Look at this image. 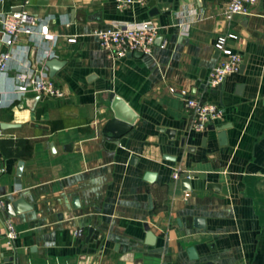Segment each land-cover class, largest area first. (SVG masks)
<instances>
[{
  "label": "crops",
  "instance_id": "obj_1",
  "mask_svg": "<svg viewBox=\"0 0 264 264\" xmlns=\"http://www.w3.org/2000/svg\"><path fill=\"white\" fill-rule=\"evenodd\" d=\"M229 1L145 0L120 9L116 0H0V18L25 4L49 34L22 36L1 82L16 101L0 108V195L29 209L0 212V264H264V0L227 25ZM146 20L161 27L152 55L113 60L93 35ZM227 31L239 36L229 47L242 69L209 89L222 59L215 45ZM50 60L62 64L54 77L44 72L63 99L14 90L16 74H40ZM170 88L219 105L222 119L194 132ZM111 93L138 116L124 147L108 132ZM7 219L18 232L11 249Z\"/></svg>",
  "mask_w": 264,
  "mask_h": 264
},
{
  "label": "built area",
  "instance_id": "obj_2",
  "mask_svg": "<svg viewBox=\"0 0 264 264\" xmlns=\"http://www.w3.org/2000/svg\"><path fill=\"white\" fill-rule=\"evenodd\" d=\"M256 2L257 0H230L223 13V21L227 25H231L237 17L250 15L251 8ZM116 3L120 9H124L136 3L145 4V0H116ZM38 26V18L25 9V4L20 8L3 13L0 18V41L6 47L5 51L0 52V108L12 105L16 101L7 99L3 94L1 82L4 77L9 75V62L20 38L22 36L31 38L35 35L49 36L47 28L39 31ZM160 29L161 27L153 20L118 22L109 29L95 31L93 35L99 40L100 47L107 51L113 60H121L133 53L152 55ZM238 39V34L233 31H227L219 36L215 48L222 59L208 75L206 85L209 89L221 87L229 76L241 71L243 58L229 47L230 41ZM69 42L74 43L76 39H71ZM41 67L40 74L35 76L28 73L16 74L14 90L23 94L32 92L50 98L63 99L65 92L45 74V64ZM170 92L184 100L191 118V128L196 133L205 132L210 125L220 121L223 117V110L217 104L196 99L186 90L170 88ZM4 172V169H0V173ZM172 177L174 181L180 180L181 171L175 170ZM189 196L190 194L187 193L186 197ZM5 209L6 198L0 195V212ZM3 233L6 238L5 245L11 249L12 242L18 238L17 229L11 219L5 221Z\"/></svg>",
  "mask_w": 264,
  "mask_h": 264
},
{
  "label": "water",
  "instance_id": "obj_3",
  "mask_svg": "<svg viewBox=\"0 0 264 264\" xmlns=\"http://www.w3.org/2000/svg\"><path fill=\"white\" fill-rule=\"evenodd\" d=\"M30 4L32 5H47L49 3V0H29ZM155 2L152 1L149 4V7L152 9L150 12L151 16H154L155 14H158V11L156 10V8L154 7ZM1 45V42H0ZM35 52V50H33V53ZM144 55L142 53H133V54H129L128 57H136V58H140L143 57ZM246 61L243 65V68L246 65ZM62 66L61 62L59 64V62H57V60H50L47 61L45 63V67L50 68L51 72V77H54V71L56 69H59ZM109 101L111 103V110L113 112V119L110 121L109 123V127H108V132H110L112 134V141L121 146L124 147V137L130 133V131L133 129V126L135 125V122L137 120V114L132 110V108L119 96H117L114 93H111L109 96ZM34 103V102H33ZM5 128H10V126L5 127ZM161 131L166 132L171 138H174L176 136V133L174 130L171 129H164L161 128ZM137 158L132 157L130 159V162L133 164L134 162H136ZM154 178V176L152 174H147L146 179L148 181H151ZM184 184L187 185V189L190 190V179L186 178L185 181H183ZM207 188L209 189H213V190H221L222 186L220 184H208ZM15 207L20 208V209H29L28 204L25 202V200L23 199H19L17 200L15 203L11 202V201H6V210L7 212H9L11 215H15ZM145 230H146V240L147 243L149 245H153V241L154 239L157 238V236H155V234L150 230L148 225H145ZM92 236V230H90L89 236L86 238V247H88L90 239ZM96 246H100L99 242H97L95 244ZM87 251L89 250L88 248H86ZM190 252V256H195V250L192 248L189 250ZM87 255V254H86ZM89 255H92V253L90 252ZM85 262V261H84Z\"/></svg>",
  "mask_w": 264,
  "mask_h": 264
}]
</instances>
